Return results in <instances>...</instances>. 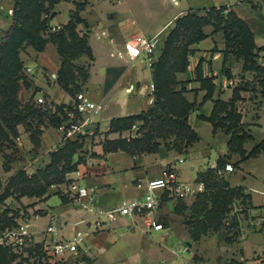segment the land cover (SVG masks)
<instances>
[{"label": "crops", "instance_id": "1", "mask_svg": "<svg viewBox=\"0 0 264 264\" xmlns=\"http://www.w3.org/2000/svg\"><path fill=\"white\" fill-rule=\"evenodd\" d=\"M74 1L59 0L54 3L50 9L53 14L48 18L51 29H57L68 21ZM13 4L14 0H0V35L12 23L11 15L7 14L6 10L13 7ZM219 4L229 5L249 26L256 45L262 47L258 54L264 64V3L259 0H245L244 3L238 0H86L84 8L80 11L86 23H79L77 29L80 33L87 34L94 58L88 67V77L82 87L93 100L102 104V109L88 118L83 133L68 138L79 137L83 140L82 147L73 154L71 162L81 171L79 183L94 187V194L89 202L91 209L79 208L72 198V193L64 192L67 183L62 182L48 187L46 193L40 197L33 196V211H30L31 216L28 218L34 241L43 242L44 246L49 245L51 239L83 236L77 252L67 251L58 257L62 258V264H118L111 253L118 251L115 250L117 248L126 252L121 255L123 264H150L157 256V260L160 259L164 264H180L179 256L183 258L181 264H219L216 253L211 255L209 252L208 255L213 259L207 260L203 249L216 248V241L226 238L225 230L220 229L191 241L183 223V215L176 210V204L178 200H182L186 207H189L196 194L204 189L202 182L196 179L198 171L216 164V159L228 152L229 135L222 129L213 133L211 123L199 117L210 115L213 102L211 99L202 101L205 90L198 88L199 82L194 79L195 66L201 60L203 75L214 76L216 89L212 99L220 97L227 100L230 97L232 88H221L220 79H232V86L236 81V69L234 58L228 55L224 59L223 32H212V26L205 25L203 30L208 35L189 45L192 51L188 54L187 67L184 71L177 72V79L188 80L185 97L195 102L194 108L188 114L189 125L199 138L202 132L209 128L211 137L221 140L222 144L216 149L212 160L201 162L205 155H211V146L199 147V140L183 153L174 149L167 150L165 147H160L156 152L141 154H132L120 148H105L106 140H113L135 131V127L122 132L110 131V119L137 113L146 109L149 104L147 90L152 81L151 67L141 57H119L116 51L123 48V42L135 33L157 34L156 58L176 17L188 10ZM26 51L28 53H20L24 62L23 78L26 81L24 84L20 80V101H26L36 89L37 93H45L53 104L64 103L70 106L74 96L62 89L55 80L60 66L56 45L48 40L42 50L36 51L30 46ZM85 58V55H82L78 61ZM223 63L230 69L231 77L224 74ZM241 96H244L243 91ZM259 98L257 107H251L247 99H242L246 103V109L241 115V122L251 135L243 144L246 152L264 137V96ZM19 130L24 131L23 127H19ZM24 134V150L30 151L33 145L28 133ZM65 139L67 138L63 137L59 127H43L34 159L49 160L50 152ZM187 157H190L189 160ZM238 159V154L230 155L232 163ZM170 164L176 165L179 178L188 190L183 196L163 194L155 211L158 221L162 224L161 228H149L144 218L129 215H118L107 225L93 227L91 222L97 217L95 211L117 207L125 200L141 196L146 179L159 175L162 167ZM233 167L232 171L223 172L224 177L230 185H241L243 191L249 194L253 214L264 215V149L256 156L233 164ZM2 169L1 161L0 170ZM21 219L20 217L17 221L20 222ZM49 224L55 226V231L46 232ZM255 232H264V223L262 228ZM188 241L191 243L187 245ZM257 242L258 239L249 237V233H243L238 241L240 251H235V245H231L234 249L229 251L227 260L223 259L221 263L264 264V239L261 251L249 253ZM158 248L160 254L156 253ZM186 251L190 253L189 261L184 259Z\"/></svg>", "mask_w": 264, "mask_h": 264}, {"label": "trees", "instance_id": "2", "mask_svg": "<svg viewBox=\"0 0 264 264\" xmlns=\"http://www.w3.org/2000/svg\"><path fill=\"white\" fill-rule=\"evenodd\" d=\"M58 1L14 0L12 23L0 41V135L10 141L12 137L18 135V125L21 124L28 132V137L33 145L31 150H35L39 146V136L43 127H58L65 121L64 108L67 105L64 103L53 104L52 102L50 105L36 103L32 97L25 102L20 101L18 97L20 80L25 84L22 73L24 62L19 55L21 46L28 44L34 50L40 51L48 40L53 42L60 57V66L55 80L70 95H75L78 92L74 93L71 86H82L88 77L89 66L84 69L76 62L82 55L86 57L83 61L88 59L90 63L94 58L88 44L87 34L80 33L77 29L79 23H86L80 15L86 0H75L68 21L57 29H51L48 18L53 12H50V9ZM248 1L251 2L252 0ZM259 1L264 3V0ZM45 2H47V5ZM224 9H227V11L224 12ZM208 24L212 26V32L217 30L223 32L224 48L222 53L224 59L227 58L229 53L234 52L236 55L242 56L243 69L264 71V64L257 61V58H260L258 52L262 47L256 45L253 32L249 26L230 9L229 5L219 4L203 9L188 10L174 19L165 36L160 54L150 64V66L156 68L152 78L154 84L153 105L137 113L113 117L109 122L108 130L122 132L130 129L133 124L139 130L147 125L151 119L152 123H155V127H151L152 133L147 137H140L135 134L128 138L119 136L113 140H106V149L120 148L132 154L156 152L160 143L155 140L150 142L149 138H152L155 134V136L163 134L166 136L175 133V139L179 140L181 145L176 151L183 153L189 146L199 140L198 134L188 123V114L195 106V102L189 101L184 95L188 90V80L177 79L167 68L174 65L176 73L186 69L188 54L192 51L189 45L208 35L203 30V27ZM222 69L227 77H231L230 69L225 67L224 63ZM78 76H80V81L76 80ZM213 78L212 75H203L201 60H199L195 66L194 79L199 82L198 88L205 90L202 101L211 99L213 102L210 115H199V117L211 123L213 133L218 129H222L229 135L227 141L228 152L216 159L215 166H207L198 171L196 179L203 182L204 189L196 194L191 205L186 207L182 200H178L176 204V210L183 215V222L188 236L193 240L199 239L202 234L208 232L207 227L209 226L204 222H200L199 226L204 229L197 231V223L194 225V221L189 220L190 218H196L197 209L195 207L199 205L200 196L210 193L209 199L213 208L212 211H216L222 204L225 205L228 200L230 201V197L235 194L242 195L249 202L250 196L243 191V187L241 185H230L224 177V173H218V170L223 169L225 163L230 161V155L233 153L239 155V159L232 163L235 164L244 158L256 156L264 149V137L255 143L248 152L243 147L244 142L251 135L244 128V123L241 122V114L237 111V102L242 99L241 91L245 90L246 87L240 84L235 85L227 100L220 97L212 99L216 89ZM34 91L36 92V89ZM45 113L50 115L48 121L42 119ZM152 123H150V126ZM82 145L83 140L79 137L65 139L62 144L50 152L49 161L43 169H36L31 175H27L25 171H19L17 176L20 177V181L18 183H31L32 185L25 191L26 194L40 197L46 193L51 185L66 182L65 172L75 169V164L71 162L72 156ZM0 146H2L1 142ZM165 148L167 150L173 149H169L167 144H165ZM4 160L7 162L13 161L12 153L6 154ZM3 168L4 170L9 169L7 163H4ZM48 176H50V179H48ZM11 193L9 187L3 185L0 179V203H3ZM223 196H229V198L222 203L220 200ZM186 209L192 213L188 219L185 217L187 212L184 213ZM8 213L7 207L0 211L1 228L17 225L15 215H8ZM213 215L217 223L213 231H216L220 224L221 215L219 213ZM211 222L210 217L209 223ZM33 246L38 248L43 247L44 244L36 241ZM15 247L11 244L0 243V264H22L24 259L13 262L21 254L14 251Z\"/></svg>", "mask_w": 264, "mask_h": 264}, {"label": "rangeland", "instance_id": "3", "mask_svg": "<svg viewBox=\"0 0 264 264\" xmlns=\"http://www.w3.org/2000/svg\"><path fill=\"white\" fill-rule=\"evenodd\" d=\"M47 5V2H45ZM12 17V14H11ZM6 31H3V33L0 35V41L2 40V36H4ZM30 48V45L24 44L21 46L20 53L22 52H27V48ZM28 53V52H27ZM20 55V54H19ZM231 58H234L235 60V69H236V81L233 83L231 88H233L235 85L240 84L242 86H245V90H243L244 96H242V99H247L249 101V104L251 107H257V104L260 102V96H264V71L263 70H256V69H243L242 64H243V58L242 56L236 55L234 52L228 54ZM257 61L261 63V59L257 58ZM77 65L83 66L84 69H86L89 66L90 61L86 59L83 62H76ZM173 64V62H171ZM262 64V63H261ZM151 67V79L153 78V72L156 69L154 66ZM175 66L171 65L170 68L168 67L167 70L170 73H173L177 77V73L175 71ZM78 70V69H76ZM166 70V71H167ZM172 71V72H171ZM24 77V76H23ZM24 79V78H23ZM77 81H80V76L76 78ZM26 83V81H25ZM77 83V82H75ZM80 83V82H79ZM80 85V84H78ZM78 87V86H77ZM74 87L71 86L73 89L74 93L83 90V87ZM39 94H42L44 98V102L42 104H51V101L47 99L45 93H37L33 91L31 95L29 96L32 97L33 101L35 100V97ZM74 96V95H73ZM240 99V100H242ZM28 100V99H27ZM25 102V101H24ZM152 102H149L147 108L151 107L153 104ZM146 108V109H147ZM43 121H48L50 119L49 113H45L42 116ZM35 121V120H34ZM150 123H152V120L150 119L149 123L147 125L141 127L139 130H135V134L139 135L140 137H147L152 133L151 127H155V123H152L150 126ZM19 127H23L21 124L18 125V130ZM24 129V127H23ZM24 132L25 131H18V135L16 137H12L11 140L12 142L8 141L7 138H3L0 135V142L2 146H0V165L2 161V168L4 166V163H7L9 166L8 170H0V179L2 181L3 185H7L9 189L12 191L11 195L6 198V200L3 203H0V211L3 210L5 207L9 210L8 215L14 214L16 219L18 218H29L31 216V212L33 211L32 205H33V199L35 197L29 196L25 192L29 186H31V183H18L20 181V177L17 176L19 171H25L27 175L33 174L36 169H43L45 165L48 163L49 160L45 161L44 158H39V159H34L35 155L37 153V150H30L26 151L24 150L25 148V139L26 137ZM28 133V132H27ZM154 134V132H153ZM152 134V135H153ZM156 135V134H155ZM153 136L150 139V142L152 141H158L160 143L159 148H164L165 144L170 148H173L174 150H177L180 148V142L179 140L175 139L176 135L175 133H170L166 136L165 134L161 136ZM8 143V144H7ZM199 147L205 146L209 147L211 146V155H205L203 157V161H210L214 158V155L216 154V149L222 144L220 139H215V137H211L209 128L205 132H202L201 137L199 138ZM197 147V146H195ZM198 150V148H196ZM12 153L14 160L7 162L4 160V156L6 154ZM188 160L190 157H187ZM49 159V157H48ZM188 162V161H187ZM48 179H50V176H48ZM210 193H206L202 196L199 197L198 203L195 207L196 210V218H190L191 212L187 210V213L185 217L190 221H194L193 224L197 223V231H202L204 229L202 226H199L200 222H204L205 224L209 225L207 227V231L205 234H202L200 238L204 235H207L209 233H214L217 230H225L227 236L224 240L218 239L216 241V248H208L205 247L204 254L208 259H213L212 256H209L208 253L210 252L212 254H217L218 258V263H221V260H227L229 251L234 249L231 245H235V251L240 249L238 248V241L239 238L242 236L243 233H249V237H253L258 239V242L254 244V246L251 248L252 250L249 251V253H256L259 252L263 249L262 246V241L264 239V232L257 233L255 231H258L262 228L263 223H264V215H255L253 214L252 210L250 209V203L248 202L247 198H244L238 195H233L230 197V201L228 200L229 196H223L221 198V202L223 203L224 201L228 200V202L225 205H221L217 208L216 211H212V205L210 201ZM30 207V209H29ZM214 213H219L221 215L220 219V224L217 228L216 231H213V228L217 225V223L214 220ZM213 216V218H212ZM212 219V222L209 223V219ZM184 218V219H186ZM16 220V221H17ZM184 223V222H183ZM203 225V224H202ZM1 229V227H0ZM254 232V233H251ZM31 242L25 247H15L14 251L18 253H21L18 257H16L13 262H17L20 259L22 260V264H62V258H57L52 255L51 251L49 249H46L45 246L43 247H38L34 248V239L31 236ZM191 241H196L193 240L192 238L188 237ZM198 240V239H197ZM191 242L189 241L186 243L187 245L190 244ZM245 243V242H244ZM187 245L185 248H187ZM119 247V246H118ZM31 248V249H30ZM117 248V246H116ZM118 251H112L111 253L113 254V259L118 262V264H123L121 260V255L126 253L123 251L124 249H115ZM253 250H255L253 252ZM158 250H156L157 254H160ZM259 256V255H258ZM80 257V256H79ZM159 256L155 257L154 259L151 260L150 264H164L159 260H157ZM184 259L186 261H189L190 259V253L189 251H186L184 253ZM183 258L180 256L178 257V262L181 264V261ZM225 261L223 263H225ZM131 264V263H130ZM222 264V263H221ZM254 264H260V263H254Z\"/></svg>", "mask_w": 264, "mask_h": 264}, {"label": "built area", "instance_id": "4", "mask_svg": "<svg viewBox=\"0 0 264 264\" xmlns=\"http://www.w3.org/2000/svg\"><path fill=\"white\" fill-rule=\"evenodd\" d=\"M238 1L241 3L245 2V0ZM6 11L7 14L11 15L13 7H9ZM226 11L227 9H224V12ZM157 41V34L145 35L142 33H135L123 42V48L117 50L116 54L119 57H127L129 59L141 57L150 65L155 58ZM232 82V79L222 77L220 79V87H231ZM153 91L154 84L151 81L148 84L147 90L149 102L153 101ZM35 102H44L42 94L35 97ZM101 109L102 104L93 100L85 91L82 90L75 93L73 103L64 108L66 114L65 121L58 126L63 132V137L68 138L83 133L84 124L87 123L88 118L99 113ZM245 109L246 103L239 100L237 102V111L242 115ZM134 127L136 130L135 124H133L130 129ZM134 135L135 131L133 133L130 132L128 135H125V137L128 138ZM210 166H215V164L213 163ZM233 169L232 162L228 161L225 163L223 169L218 170V173L232 171ZM80 176L81 171L79 169L75 168L66 171L65 178L67 184L64 192L72 193V198L76 201L79 208L90 210L91 207L89 202L93 197L94 187L81 185L79 183ZM187 190L188 187L179 178L176 165H165L162 167L159 175L146 179L144 191L141 196L125 200L117 207L98 209L95 211L97 217L91 223H93L94 228H99L107 225L118 215H129L140 216L145 219L149 228L159 229L162 227V224L158 221L155 211L162 200L163 194L167 193L168 196H183ZM158 191L160 192L158 193ZM29 226L30 223L28 218H22L20 222L17 221V225L2 227L0 229V243L11 244L14 247L27 246L32 239V231ZM45 230L51 233L55 231V226L49 224ZM82 239V235H78L71 239H51L50 243H48L49 245L45 246V248L49 249L52 255L58 258L67 251L77 252L79 245L82 243ZM184 263L186 264V262Z\"/></svg>", "mask_w": 264, "mask_h": 264}]
</instances>
